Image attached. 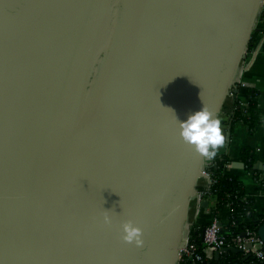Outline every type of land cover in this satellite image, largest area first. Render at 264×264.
<instances>
[{"label":"water","instance_id":"95a60500","mask_svg":"<svg viewBox=\"0 0 264 264\" xmlns=\"http://www.w3.org/2000/svg\"><path fill=\"white\" fill-rule=\"evenodd\" d=\"M263 4L0 0V264H179L205 157L171 111L219 118Z\"/></svg>","mask_w":264,"mask_h":264},{"label":"crops","instance_id":"0c3cea01","mask_svg":"<svg viewBox=\"0 0 264 264\" xmlns=\"http://www.w3.org/2000/svg\"><path fill=\"white\" fill-rule=\"evenodd\" d=\"M255 36V43L248 46V50L241 63L240 75L234 88L237 89V94L232 90L225 102L223 112L219 116L222 121V129L225 135V143L218 150L216 155H225L230 161V170L238 180L241 181L244 187L243 200L252 201L257 218L264 211V189L261 186L260 180H264V122L257 124L253 130H250L243 122L234 124L231 131L228 121L233 113L236 101L240 105L246 107L251 100H257L259 108L264 111V9L262 7L252 36ZM233 88V89H234ZM256 93V96L253 94ZM229 137L227 139V133ZM249 148L254 151L255 161L254 170H250L247 162L243 158L242 151ZM213 158L205 157L204 163H212ZM198 187L204 184V179H198ZM215 206L214 199L209 201V207L206 208L191 200L187 222L190 228H198L202 240L205 227L216 217L221 225H225L229 219L230 207L226 206L217 215L213 213ZM244 222H249L250 218H243ZM225 247L234 248L228 244ZM216 253V252H215ZM215 253L210 261L223 262L230 258H236L232 251L226 254L223 251L218 258H215ZM242 253L238 257H242Z\"/></svg>","mask_w":264,"mask_h":264},{"label":"trees","instance_id":"16d2710c","mask_svg":"<svg viewBox=\"0 0 264 264\" xmlns=\"http://www.w3.org/2000/svg\"><path fill=\"white\" fill-rule=\"evenodd\" d=\"M264 9V4H263ZM255 36H251L249 46L255 43ZM256 96V93L253 94ZM237 122H243L249 127L250 130H253L254 127L264 122V111L259 108L257 100H251L246 107L240 105L239 101H236V106L230 115V129L232 131L233 126ZM243 158L247 162V166L250 170H254V161L255 155L254 151L249 148H245L242 151ZM230 161L225 155H215L211 165H209V170L212 173V176L215 180L214 185L212 186V192L209 199H214L215 206L213 208V213L217 215L221 212L226 206L230 207L229 214V223L223 225L222 235L225 236L227 240V245L230 243V239L233 235L242 233L245 230L249 229L257 232V227L254 226L253 221L255 219V211L253 208V202L243 200L244 187L238 178L232 174L228 165ZM261 186L264 189V180H260ZM202 189V188H199ZM250 218L249 222H244L243 218ZM198 228H191V238L194 240L200 250L203 249L202 240L199 234ZM239 256V254H238ZM230 258L223 262H214L207 261V264H252L251 261H242L240 257ZM258 261V260H256ZM259 264H264V261H258ZM181 264H189V261L182 262Z\"/></svg>","mask_w":264,"mask_h":264},{"label":"built area","instance_id":"2783aa9c","mask_svg":"<svg viewBox=\"0 0 264 264\" xmlns=\"http://www.w3.org/2000/svg\"><path fill=\"white\" fill-rule=\"evenodd\" d=\"M209 165L211 163H204L200 171V178L204 179V184L199 187L197 186V192L192 198L197 204L203 200H211L207 196L211 194L215 180L208 168ZM228 167L230 168V164ZM228 223L229 220L226 224ZM222 228L223 226L216 217L205 227L202 237V250L192 240L191 231L187 232L182 239L179 251V264L185 261H189V264H207L206 262L210 261L215 252L227 245V240L221 233ZM228 244L240 249L243 256L249 255L258 261H264V243L255 231L247 229L242 233L235 234L231 237Z\"/></svg>","mask_w":264,"mask_h":264},{"label":"clouds","instance_id":"9594fccd","mask_svg":"<svg viewBox=\"0 0 264 264\" xmlns=\"http://www.w3.org/2000/svg\"><path fill=\"white\" fill-rule=\"evenodd\" d=\"M171 111V110H170ZM174 115L179 134L183 141L192 145L202 156L213 158L217 150L225 143V135L222 129V121L214 116L204 105L200 110L188 115L186 120L179 121ZM113 221L111 211L105 210L103 222L110 225ZM123 240L126 243H135L137 247H142V229L132 221H127L122 225Z\"/></svg>","mask_w":264,"mask_h":264}]
</instances>
